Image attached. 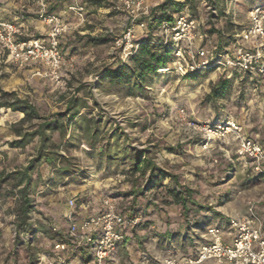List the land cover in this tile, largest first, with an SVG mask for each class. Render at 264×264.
Instances as JSON below:
<instances>
[{
    "label": "clouds",
    "instance_id": "1",
    "mask_svg": "<svg viewBox=\"0 0 264 264\" xmlns=\"http://www.w3.org/2000/svg\"><path fill=\"white\" fill-rule=\"evenodd\" d=\"M0 264H264V0H0Z\"/></svg>",
    "mask_w": 264,
    "mask_h": 264
},
{
    "label": "trees",
    "instance_id": "2",
    "mask_svg": "<svg viewBox=\"0 0 264 264\" xmlns=\"http://www.w3.org/2000/svg\"><path fill=\"white\" fill-rule=\"evenodd\" d=\"M86 38H88V39H95V37H91V36H87ZM57 114H59V113L57 112Z\"/></svg>",
    "mask_w": 264,
    "mask_h": 264
},
{
    "label": "rangeland",
    "instance_id": "3",
    "mask_svg": "<svg viewBox=\"0 0 264 264\" xmlns=\"http://www.w3.org/2000/svg\"><path fill=\"white\" fill-rule=\"evenodd\" d=\"M63 79V78H62ZM65 87H67V85H65Z\"/></svg>",
    "mask_w": 264,
    "mask_h": 264
}]
</instances>
